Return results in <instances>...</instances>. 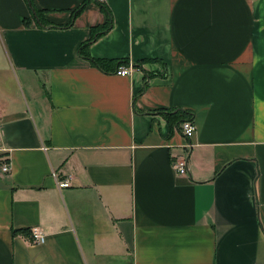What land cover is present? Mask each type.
Here are the masks:
<instances>
[{"label":"crops","instance_id":"1","mask_svg":"<svg viewBox=\"0 0 264 264\" xmlns=\"http://www.w3.org/2000/svg\"><path fill=\"white\" fill-rule=\"evenodd\" d=\"M0 118V264H264V0H0Z\"/></svg>","mask_w":264,"mask_h":264},{"label":"trees","instance_id":"2","mask_svg":"<svg viewBox=\"0 0 264 264\" xmlns=\"http://www.w3.org/2000/svg\"><path fill=\"white\" fill-rule=\"evenodd\" d=\"M91 1V0H90ZM98 4L100 5L103 13L107 16V23L102 25V26H98L96 28H93L92 32V38L90 39L89 42L84 43L80 49H79V54L81 57L89 60L94 66L98 67L99 69H101L104 72H110L112 69L115 70L123 65H128V62L125 60L119 61V60H103V59H96V58H92L88 51L87 48L90 46V44L92 42H94L97 38L101 37L102 35H104L106 32H108L111 28H112V14L110 12V10L102 3L98 2ZM86 5V2L84 3V5L77 10L76 14H79L84 6ZM35 18L38 20V23L42 26L44 25L43 19L41 18V16L38 14V12L36 11L35 13ZM136 67H140L139 65H137ZM166 118L168 119V121L171 123L172 126L177 125L178 127L185 121H188L190 119H188V115L187 114H181L179 112L177 113H166L164 112ZM183 117H187V118H183Z\"/></svg>","mask_w":264,"mask_h":264},{"label":"built area","instance_id":"3","mask_svg":"<svg viewBox=\"0 0 264 264\" xmlns=\"http://www.w3.org/2000/svg\"><path fill=\"white\" fill-rule=\"evenodd\" d=\"M132 70H133V66H125V67L121 66L118 68L117 74L123 77L129 76ZM1 125H2V120L0 118V126ZM178 129L187 141H191L197 132V127L194 124V122L191 120L183 122L178 127ZM185 150H186V155L176 157L174 160V169L179 175H182V176H187L189 172L188 156H187L190 153L189 144L185 146ZM1 169L4 173H8L10 171L9 163L8 162L4 163ZM58 186L60 189H64V188L70 187V183L68 181H62L58 183ZM31 239H32L33 244L35 245L44 244L46 241V236L39 228H33L31 230Z\"/></svg>","mask_w":264,"mask_h":264}]
</instances>
